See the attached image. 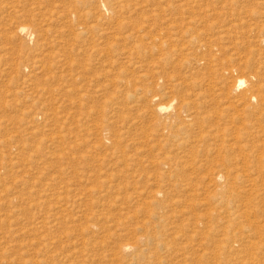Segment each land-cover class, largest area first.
Segmentation results:
<instances>
[{
    "label": "rangeland",
    "instance_id": "rangeland-1",
    "mask_svg": "<svg viewBox=\"0 0 264 264\" xmlns=\"http://www.w3.org/2000/svg\"><path fill=\"white\" fill-rule=\"evenodd\" d=\"M263 54L264 0H0V264H264L215 180Z\"/></svg>",
    "mask_w": 264,
    "mask_h": 264
},
{
    "label": "bare ground",
    "instance_id": "bare-ground-1",
    "mask_svg": "<svg viewBox=\"0 0 264 264\" xmlns=\"http://www.w3.org/2000/svg\"><path fill=\"white\" fill-rule=\"evenodd\" d=\"M19 33L27 36L31 35L26 27H20ZM261 63L260 65H263ZM246 82L247 80L237 79V82L235 81L234 84L232 82L230 87L236 92L239 90L240 93L242 92L240 95L243 105V108H241L242 113L235 111L236 115H234V112L232 114L228 113L230 115L228 119L230 124H228V130H226L231 138V143L227 145V149L232 153H237V160L235 158L233 160L232 157V160H228L229 153H226L228 154L227 159L224 158L225 160H223L228 164L225 166L226 172L216 173L215 180H225L222 185L224 184L226 187L225 194H227V198L229 197L232 202L237 203V206L233 204L234 207L230 208V211H227L226 224L228 225L226 226L228 234L233 230H237L238 234L242 235V239L240 240H243V246L257 248L264 246V87L258 85V83H256V86H250L252 82L249 81L250 83L248 84ZM243 88L245 89L243 90ZM240 100L238 99V101ZM232 106L234 107V105ZM169 108L159 105L156 110L162 113V111ZM248 130H251V132ZM247 137L252 139V143H249V140L247 142ZM245 141L250 145L245 144ZM233 157L235 156L233 155ZM234 161L240 163L239 168H236L238 165H235ZM215 163L212 164L215 165ZM232 236L230 235V239L236 235L233 233ZM237 241H239V237Z\"/></svg>",
    "mask_w": 264,
    "mask_h": 264
}]
</instances>
